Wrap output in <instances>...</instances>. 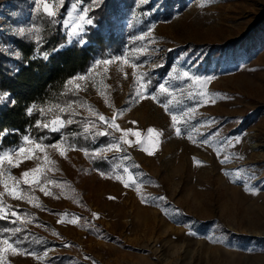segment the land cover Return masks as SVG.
<instances>
[{
  "label": "rangeland",
  "instance_id": "obj_1",
  "mask_svg": "<svg viewBox=\"0 0 264 264\" xmlns=\"http://www.w3.org/2000/svg\"><path fill=\"white\" fill-rule=\"evenodd\" d=\"M67 2L61 22L72 41L80 38L70 35L71 25L78 18L73 7L90 8V17L100 3L63 0V6ZM201 5L202 0L122 3L119 26L128 43L121 54L104 59L122 55L135 58L139 65L136 71L146 74L145 80L151 81L149 90L156 92L160 102L136 100L133 69L115 60L108 66H91L87 90L80 94L106 117L124 109L116 121L120 128L140 132L143 147L154 154L149 155L141 146L127 147L126 153L105 152L104 156L117 155L119 160L110 174L102 176L89 168L80 149L68 151L67 159L55 149H47L58 169L48 176L63 187L47 185L51 196L35 189L41 208L7 195L3 199L13 210L26 208L45 221L35 223L17 211L27 221L16 222L21 229L36 232L51 243L27 254L19 246L20 254L7 255L9 264H264V0H212ZM34 12V0H0V49L5 54L15 55L16 51L3 42V33L16 36L23 29L35 36L31 22ZM135 49L145 51L140 54ZM168 62L169 67L161 72ZM184 71L213 77L203 88L209 95H198L200 85L183 78ZM153 76L159 81L152 82ZM101 79L110 87L104 88ZM162 83L171 96L159 94ZM100 91L113 106L105 103ZM169 99L174 102L173 113L186 121L180 125L179 136L162 107ZM9 101L10 95L3 100ZM190 108L195 109L191 117L187 114ZM77 111L88 118L86 108L77 107ZM97 126L99 131L106 127L98 120ZM148 128L163 135L149 137ZM121 134L114 132L116 137ZM128 139L136 141L134 135ZM157 139L158 146H154ZM205 139L210 143L202 146ZM122 155L130 159H121ZM194 157L202 163L197 164ZM225 157L227 162L221 163ZM38 163L41 161H24L12 174L20 177ZM124 166L141 185L144 202L135 185L125 187L115 179V175L128 179ZM55 208L66 211L59 214ZM65 213V222L58 223ZM74 217L80 218L76 224L70 222Z\"/></svg>",
  "mask_w": 264,
  "mask_h": 264
},
{
  "label": "trees",
  "instance_id": "obj_2",
  "mask_svg": "<svg viewBox=\"0 0 264 264\" xmlns=\"http://www.w3.org/2000/svg\"><path fill=\"white\" fill-rule=\"evenodd\" d=\"M129 0H102L91 11L90 17L94 20L82 35L86 43L81 45L79 39L69 41L63 23L64 13L68 8V2L64 4L62 13L55 18H49L43 12H34L31 22L36 28L35 36L29 34L11 36L2 34L5 44H10L15 50V55L5 54L0 49V92L10 95L9 102L0 101V132L9 130V134L3 136L2 145L5 149L20 143L21 136L31 133L33 137H45V144H53L61 140L62 135L68 136L69 142L74 143L77 149L85 148L89 153L100 147L108 145L109 136H98L93 140L85 137L82 127L77 124L65 128L62 133H52L48 130H40L34 127L35 121L41 119L38 114L29 117L25 109L32 104L45 105L49 100L63 102L77 97L63 95L65 82L78 74L88 73L94 61L104 59L110 54H121L128 40L125 31L119 26L122 20V3L125 6ZM183 1V0H182ZM170 3V2H169ZM169 8L166 13L171 10ZM22 16V15H21ZM37 37H41L37 42ZM49 53L47 60L43 59V53ZM161 71L165 72L169 64ZM158 82L159 78H152V82ZM79 98H85L79 94ZM12 101H15L13 104ZM76 120H84L83 116L75 117ZM30 125L32 127H30ZM18 130V131H17ZM71 133H78L72 136ZM106 159H91L87 157L89 168L97 170L105 175L110 174L119 158L117 155L105 156ZM27 191L28 186H24ZM25 216L31 217L35 223H46L35 213L26 208L17 209ZM66 210L54 209V212L62 214ZM12 219H0V229L17 228ZM96 233L95 227H89ZM5 237H12L11 232L4 233ZM115 239L114 236H110ZM13 240H21L20 247L27 253L44 249L51 242L36 232L25 229L12 237Z\"/></svg>",
  "mask_w": 264,
  "mask_h": 264
},
{
  "label": "snow or ice",
  "instance_id": "obj_3",
  "mask_svg": "<svg viewBox=\"0 0 264 264\" xmlns=\"http://www.w3.org/2000/svg\"><path fill=\"white\" fill-rule=\"evenodd\" d=\"M36 5V11L39 13L43 12L49 18H55L58 15L59 7L63 6V0H34ZM82 2V0H80ZM142 3H147L148 0H141ZM212 0H202L203 3H210ZM94 5H98L100 0H92ZM91 9L90 8H82L78 9L76 6L73 7V12H78V18L74 21L71 25V32L70 35L73 37H80L79 43L81 45L86 43V40L81 36V33L86 31V26L93 25L94 20L88 16V13ZM28 31H35V29H28ZM151 31V30H150ZM20 35L25 34V30H20ZM150 34V33H149ZM145 37H140L139 39H144ZM41 37H37V42H39ZM137 53L143 54L144 49H135ZM184 56H187L188 53H184ZM49 58V53H43V59L47 60ZM120 61L125 65L130 64L132 71V76L136 82V91H135V99L136 100H144L150 98L154 101H159V97L155 91H150V80H145L146 74L145 73H138L136 69L139 65L135 62V58H130L127 56H117L110 59L104 60H96L94 61L92 68H97L100 65L108 66L113 61ZM122 70V69H121ZM92 69L89 70L91 73ZM105 71H107V67H105ZM89 73L85 74H78L75 77L69 78L65 84L64 88L65 91L63 95L65 97L71 95L73 97H77V99L73 100H64L63 102H55L53 100H49L43 106H37L36 104H32L25 109L26 115L31 117L34 114H38L41 119H37L35 121L34 127L40 130H48L52 133H62L65 128H68L70 125L77 124L83 129V133L85 137H91L95 140L98 136H111L112 139L115 141L114 143H109L103 148L96 149L94 152L89 153V151L85 148H81L80 151L86 157H89L93 160L95 159H106L103 153L108 151L118 152V153H126L127 147H134V146H141L142 150L148 152L149 155L154 154V152L147 148L143 147L141 141V133L134 132L131 128L122 129L120 125L116 122L118 115H122L124 109H118L111 118L106 117L103 114L98 113L95 109L94 105L88 104L87 101H83L79 98V94L82 91L87 90V81L89 80ZM182 77L188 80H192L194 83L199 84L201 91L198 93L201 97L208 96L207 92L203 91V88L207 85L209 81L213 79V77H199L190 75L187 71L182 73ZM125 78H127V73H125ZM103 85L104 88L110 87L109 85L103 84V79L99 82ZM96 83H93V87H96ZM159 94L163 96H171L172 93L169 92V89L165 86V84L159 85ZM100 95H105L103 91L99 92ZM191 95V93H190ZM214 96H218L219 94H211ZM8 93L0 92V101L6 100L8 98ZM214 103L215 100H212ZM14 104L15 101H12ZM105 103L109 104V98L105 95ZM176 104H179L180 101H175ZM173 100L169 99L166 103L162 104L165 112L169 113L171 116L172 127L175 129V134L177 136L181 135L182 127L181 124H186V121H182L178 119V115L173 113ZM109 106H113L109 104ZM77 107L86 108L88 112V118L84 120H76L75 117L79 116L80 113L77 111ZM195 112L194 108L188 109V116L191 117L192 114ZM97 120L106 127L103 131L97 130ZM135 123V122H133ZM30 127H32L30 125ZM111 129V131H109ZM18 131V130H17ZM114 132H121L122 134L119 137L114 135ZM147 133L149 137H159L163 135L162 132L157 131L154 128H148ZM9 134L8 129H4L3 132H0V145H2V138L5 135ZM72 136L78 135V133H71ZM130 135H134L136 137V141L133 142L132 140L128 139ZM190 140L192 139L191 136L188 137ZM45 137H33L31 133H26L21 136V141L17 145L10 147V148H3L0 147V186L3 187V191H0V219H8L9 216L15 217L16 219L13 220V223L19 221L20 223H26V218L21 217L18 215L17 211L13 210L10 205L6 206V202L3 199L5 195L8 197L18 200V201H27V203L32 204L34 207L41 208L43 207L42 204L38 203V197L34 195L35 189H39L41 193L45 196H51L53 193L47 187V185H52L55 187H63L58 181L51 179L48 176L49 172L57 171L58 169L56 166V161L51 159L48 154L47 149L52 148L55 149L56 152L59 154L60 157L67 159V152L76 150V145L74 143H70L68 136L62 135L60 141L54 144H45L44 143ZM236 142L239 143V138H235ZM195 142V141H193ZM159 140H155L153 142L154 146H158ZM210 143L209 140L205 139L201 142V145H208ZM229 146H232V142H228ZM40 154H43L42 156ZM220 154V151L217 150V155ZM242 158V157H241ZM121 159L129 160L130 157L127 155H122ZM197 164H201L202 162L197 160L195 157L193 158ZM37 160L41 161L38 163L36 167L24 170L20 177H17L12 174V170L19 168L24 161H31ZM228 157H225L221 160V163H226ZM133 167L138 168V165H133ZM123 172L129 173L128 179L123 180L120 175H115V179L121 180L125 187H130L135 185V190L138 194H141V185L136 181L135 176L131 174L130 169L127 166L123 167ZM102 176L105 173H100ZM225 175H230L229 172H225ZM108 178H112L109 176ZM236 178H240V173L238 172ZM24 186H28L27 191L25 190ZM245 190L248 191L249 188L247 184L245 185ZM58 198V197H56ZM110 199H114V197H109ZM158 199L164 200L165 197H159ZM141 200L144 202L146 198L141 194ZM64 215H68L67 213L63 214L61 219L58 220V223H63ZM93 218L98 219V214L93 213ZM80 218L74 217L70 222L72 224H76ZM22 231L21 228H3L0 229V264H9L7 260V255L11 253V255L15 256L20 254L21 249L19 247L21 240L16 239L13 240L12 237L16 236L17 233ZM11 232L12 237H5L4 233ZM190 235H195V233L189 232ZM58 235V233H57ZM25 254H27V250H23ZM47 256V253L44 254ZM85 259H88L85 257ZM93 264L95 262L93 261Z\"/></svg>",
  "mask_w": 264,
  "mask_h": 264
}]
</instances>
